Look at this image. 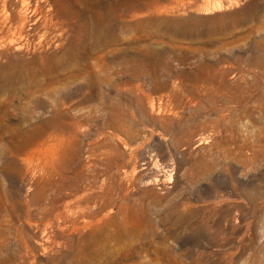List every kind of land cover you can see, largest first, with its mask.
Here are the masks:
<instances>
[{
	"label": "rangeland",
	"instance_id": "1",
	"mask_svg": "<svg viewBox=\"0 0 264 264\" xmlns=\"http://www.w3.org/2000/svg\"><path fill=\"white\" fill-rule=\"evenodd\" d=\"M26 3L25 10L20 0H0V264H71L70 248L40 245L38 231L47 219L38 216L33 197L47 179L58 177L59 163H68L72 176L77 166L100 161L110 142L122 152L129 194L138 198L144 190H151L142 197L148 220L134 224L141 229L143 241L149 242L139 246L140 257L117 259L114 254L111 258L113 248L103 251L100 238H89L84 245L93 252L91 264H264V156L255 158L263 150L252 145V137L264 125V105L255 103L250 87L252 59L259 57L264 65V32L260 29L264 0ZM97 8L103 9L111 24L116 17L121 23L110 31L103 46L94 48L168 51L167 77H179V83L188 88L193 86L190 79L198 65L212 64L217 103L201 104L207 94L201 89L195 97L179 94L181 102L171 109L181 117L180 125L195 132L189 149L176 145L174 137L164 140L149 132L133 151L115 140L109 142V134L99 137L100 122H90L96 100L84 94L92 90L90 81L74 80L63 70L58 60L63 47L58 44L67 35L60 36L47 25L51 15L72 24L75 16H91ZM19 16L26 21L18 34ZM24 41L36 47V54L25 55L30 62L11 74L7 65L21 55L15 49ZM36 55L47 58L32 62ZM24 73L32 74L33 80L26 84L28 93L12 112L10 93L4 87L16 82L14 88L22 91L19 79ZM222 81L233 88L232 104ZM171 89L167 80L157 93ZM216 119L220 120L217 133L211 122ZM141 132L132 130L133 141H141ZM148 159L154 164L152 169L146 165ZM197 160L213 166L191 182L187 173ZM158 174H168L170 184L155 186L152 182ZM66 192L58 194L60 216L67 212ZM154 196L160 202L153 205ZM165 201L188 203L187 218L175 222ZM50 223L52 227L56 224L54 218ZM130 246L125 245L123 251L129 254L135 248ZM20 252V259L10 260ZM155 253L162 254L161 258H155Z\"/></svg>",
	"mask_w": 264,
	"mask_h": 264
},
{
	"label": "bare ground",
	"instance_id": "2",
	"mask_svg": "<svg viewBox=\"0 0 264 264\" xmlns=\"http://www.w3.org/2000/svg\"><path fill=\"white\" fill-rule=\"evenodd\" d=\"M26 1L20 0L25 10L28 8ZM25 21L26 18L21 16L16 21L15 29L18 30V34L22 31ZM120 23V17H116L111 24L102 8H97L91 16H75L72 24H67L63 17L53 15L48 17V28L58 31L60 36L67 35L65 40L58 44L63 47L58 58L62 62L63 70L74 80L90 81L92 86L91 92H84L96 100L91 108L90 122H100L99 137L109 134V142L115 140L130 151L136 150L146 141V132L158 134L164 140L174 137L176 145L189 149L195 132L180 125L181 117L173 114L171 109L181 102L179 94L188 93L195 97L197 91L201 89L207 92L206 100L201 99V104L205 103L204 101L217 103L219 92L214 88L217 79L213 74L212 64H199L196 73L190 79L193 86L188 88L187 85L182 86L179 83V77L171 75L167 77L170 71L167 64L170 58L168 51L161 53L151 49L133 52L121 49L104 51L101 50L102 47H99L100 49L93 47L103 46V41L110 31L113 32ZM260 29L264 32V22ZM262 40L264 41V38ZM35 49L36 47L31 48L27 41L17 45L15 51L21 55L13 62H9L8 71L14 74L17 67L28 64L30 61L26 60L25 55L36 54ZM44 58L47 57L36 55L32 62L41 63ZM252 61L253 75L250 87L253 100L260 106L264 105V85H261L264 65L259 57H254ZM258 70H262L263 73L260 75ZM31 80L32 74L24 73L19 79L22 91L14 88L16 82L4 87L10 93L9 103L12 112L19 107L20 97L23 94L27 95L25 86L30 84ZM167 80H170L172 89L168 93L158 94L159 86ZM222 84L228 93V102L232 104L233 88L223 81ZM18 93L20 95L16 96ZM231 115L230 109L228 118ZM219 119L211 120L215 133L218 132L216 124L220 122ZM134 128L142 131L141 141H133L131 133ZM252 145L263 150L258 152L255 158L264 156V125L252 137ZM146 165L151 169L154 167L151 159L146 160ZM212 166L204 160H197L192 164L187 176L194 182L200 172L210 171ZM57 169L58 177L47 179L40 193L33 197L38 216L47 219L38 231L40 245H46L51 249L70 248L71 264H91L90 254L93 252L84 244L93 237L100 238L104 252L113 248L111 258L113 254L117 259L126 255L140 257L142 251L139 246L149 241H143L141 229L134 227V224L137 221L148 220L142 197L151 194V190H144L143 196L138 198L129 194L124 181L126 166L122 152L110 142L100 161L77 166L72 176L68 175L70 170L68 163H59ZM170 179L168 174H158L152 183L155 186L158 184L165 186L170 184ZM62 191H67L65 194L67 212L60 216L56 211V203L59 199L58 194ZM159 202V198L155 196L151 200L153 205ZM165 204L169 208L168 213L174 215L175 222L187 218L188 203L165 201ZM51 218H54L56 223L53 227L50 226ZM125 245L135 248L133 247L127 254L123 251ZM42 248L44 253L46 249ZM161 255L155 253L153 256L160 259ZM21 257V252L15 253L11 255L10 260Z\"/></svg>",
	"mask_w": 264,
	"mask_h": 264
}]
</instances>
